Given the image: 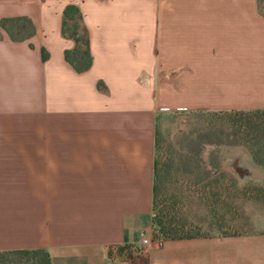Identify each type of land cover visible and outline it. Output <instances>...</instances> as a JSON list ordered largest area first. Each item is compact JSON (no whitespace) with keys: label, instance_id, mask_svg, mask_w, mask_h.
Returning a JSON list of instances; mask_svg holds the SVG:
<instances>
[{"label":"crops","instance_id":"obj_1","mask_svg":"<svg viewBox=\"0 0 264 264\" xmlns=\"http://www.w3.org/2000/svg\"><path fill=\"white\" fill-rule=\"evenodd\" d=\"M69 3L89 39L81 72L64 58ZM10 17L34 32L13 40L0 25V251L44 249L51 264H264L260 232L139 246L158 114L264 110V0H0ZM241 166L231 172L256 179Z\"/></svg>","mask_w":264,"mask_h":264},{"label":"rangeland","instance_id":"obj_2","mask_svg":"<svg viewBox=\"0 0 264 264\" xmlns=\"http://www.w3.org/2000/svg\"><path fill=\"white\" fill-rule=\"evenodd\" d=\"M156 124L152 235L164 238L158 219L178 235L264 233V110L162 111ZM239 160L256 179L231 172Z\"/></svg>","mask_w":264,"mask_h":264},{"label":"trees","instance_id":"obj_3","mask_svg":"<svg viewBox=\"0 0 264 264\" xmlns=\"http://www.w3.org/2000/svg\"><path fill=\"white\" fill-rule=\"evenodd\" d=\"M0 25L6 30L10 38L13 40H22L32 35L34 32V26L30 19L27 17L2 18L0 20ZM61 33L64 37L71 39L74 43L71 48H67L64 50L65 60L70 63L72 67L78 72L87 70L91 65L92 57L89 50L87 30L82 21L81 11L76 4L69 3L64 7L62 12ZM46 56L47 52L45 50H42V57L46 58ZM212 142L219 143V141L217 140H213ZM195 143L198 144L199 142L195 141ZM200 144L201 143H199V145ZM192 145H194V143ZM253 159L261 165L260 161L256 158L255 155L253 156ZM154 177L153 206L157 191L158 177L156 158ZM155 223L158 225L160 233L162 234L164 239H178L199 236L178 235L175 228L170 227V224L166 225V223H163L161 219H158ZM0 264H51V260L49 252L44 249H15L0 251Z\"/></svg>","mask_w":264,"mask_h":264},{"label":"built area","instance_id":"obj_4","mask_svg":"<svg viewBox=\"0 0 264 264\" xmlns=\"http://www.w3.org/2000/svg\"><path fill=\"white\" fill-rule=\"evenodd\" d=\"M163 243V238L160 236H153L151 230L143 231L140 235L139 246L143 248H150L153 246H160Z\"/></svg>","mask_w":264,"mask_h":264}]
</instances>
